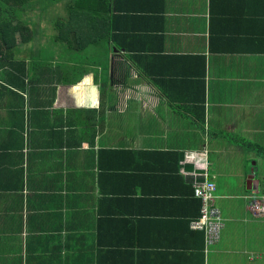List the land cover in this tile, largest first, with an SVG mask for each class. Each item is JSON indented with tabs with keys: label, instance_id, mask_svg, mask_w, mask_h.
Returning a JSON list of instances; mask_svg holds the SVG:
<instances>
[{
	"label": "crops",
	"instance_id": "crops-1",
	"mask_svg": "<svg viewBox=\"0 0 264 264\" xmlns=\"http://www.w3.org/2000/svg\"><path fill=\"white\" fill-rule=\"evenodd\" d=\"M51 15L82 52L53 31L0 55V264H264V0ZM205 162L212 245L190 227Z\"/></svg>",
	"mask_w": 264,
	"mask_h": 264
},
{
	"label": "trees",
	"instance_id": "trees-1",
	"mask_svg": "<svg viewBox=\"0 0 264 264\" xmlns=\"http://www.w3.org/2000/svg\"><path fill=\"white\" fill-rule=\"evenodd\" d=\"M55 1L59 0H0V55L13 52L16 42L19 40L25 38L24 41L30 42L38 38L43 32L51 34L53 31L57 32L58 37L66 42L59 44L62 45L60 47L66 45V47L68 46L67 49L75 48L76 53L79 50L82 52L78 44L70 42L68 36L70 33L67 32L69 28L64 25V18L59 15H51V5ZM36 4L40 6H36ZM68 12L71 13L70 9ZM49 26L53 28L49 29ZM22 33L26 34L27 37H20ZM56 46L58 44H54L53 47ZM67 49L65 52H68ZM55 52H57L56 49ZM103 259L107 260L108 257L103 255Z\"/></svg>",
	"mask_w": 264,
	"mask_h": 264
},
{
	"label": "built area",
	"instance_id": "built-area-1",
	"mask_svg": "<svg viewBox=\"0 0 264 264\" xmlns=\"http://www.w3.org/2000/svg\"><path fill=\"white\" fill-rule=\"evenodd\" d=\"M192 182L193 196L200 201V217L191 222L192 229H205L207 233V245L217 242L219 230L221 227L219 213L212 207L215 191L214 183L209 180L206 172V162L204 163V172L195 173ZM249 210L255 216H264V202L256 198H250Z\"/></svg>",
	"mask_w": 264,
	"mask_h": 264
},
{
	"label": "water",
	"instance_id": "water-1",
	"mask_svg": "<svg viewBox=\"0 0 264 264\" xmlns=\"http://www.w3.org/2000/svg\"><path fill=\"white\" fill-rule=\"evenodd\" d=\"M256 177H258L257 181L262 182L263 188H264V167H262L261 169H256L255 173H254V179H256ZM257 190H258V183H257Z\"/></svg>",
	"mask_w": 264,
	"mask_h": 264
},
{
	"label": "rangeland",
	"instance_id": "rangeland-1",
	"mask_svg": "<svg viewBox=\"0 0 264 264\" xmlns=\"http://www.w3.org/2000/svg\"><path fill=\"white\" fill-rule=\"evenodd\" d=\"M108 118V121L105 122H113V121H119V118H116V115L106 116ZM234 184V183H232Z\"/></svg>",
	"mask_w": 264,
	"mask_h": 264
}]
</instances>
